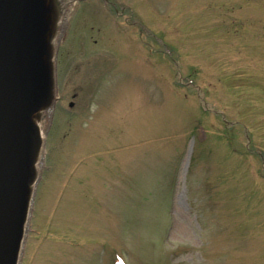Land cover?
Instances as JSON below:
<instances>
[{"label":"rangeland","instance_id":"rangeland-1","mask_svg":"<svg viewBox=\"0 0 264 264\" xmlns=\"http://www.w3.org/2000/svg\"><path fill=\"white\" fill-rule=\"evenodd\" d=\"M58 19L18 264H264V0Z\"/></svg>","mask_w":264,"mask_h":264},{"label":"water","instance_id":"water-1","mask_svg":"<svg viewBox=\"0 0 264 264\" xmlns=\"http://www.w3.org/2000/svg\"><path fill=\"white\" fill-rule=\"evenodd\" d=\"M27 8L30 0H8L0 7V264H12L16 243L14 175L27 159L31 134L24 125L37 89L38 75L33 74L28 60ZM14 132L18 134L16 140L12 139ZM21 179L17 186H23Z\"/></svg>","mask_w":264,"mask_h":264},{"label":"bare ground","instance_id":"bare-ground-1","mask_svg":"<svg viewBox=\"0 0 264 264\" xmlns=\"http://www.w3.org/2000/svg\"><path fill=\"white\" fill-rule=\"evenodd\" d=\"M33 7L27 8L29 14L26 16V26L28 35L29 50L28 60L32 67L33 74L38 75L35 84L37 89L34 90L31 97V105L35 110L40 102L42 88L47 85L51 73V56L54 54L57 46L58 37L55 29L61 25V20L58 19L59 13H64L68 7L70 9L74 0H61L58 8H52V0H36ZM33 9V12L32 10ZM53 9V10H52ZM67 12V11H66ZM24 128L31 134V140L28 142V167L25 170L17 171L15 177L16 190L13 196L14 202V224H15V246L13 248L12 264H18L20 251L23 246L26 228L29 222L31 196L30 186H17V180L21 177H32L41 163V152L44 143L45 133L44 125L35 119V114H31L26 121ZM17 132H14L12 139L17 138Z\"/></svg>","mask_w":264,"mask_h":264},{"label":"flooded vegetation","instance_id":"flooded-vegetation-1","mask_svg":"<svg viewBox=\"0 0 264 264\" xmlns=\"http://www.w3.org/2000/svg\"><path fill=\"white\" fill-rule=\"evenodd\" d=\"M5 1H8V0H0V7H2V5H4V2ZM32 1H36V0H30V4L32 5H30L31 6V8L33 7V4H34V2H32ZM7 5V4H6ZM4 8H6V6H3ZM7 7H9V3H8V6ZM112 8H113V6H112ZM33 10V9H32ZM8 11V8H6V12ZM33 12V11H32Z\"/></svg>","mask_w":264,"mask_h":264}]
</instances>
